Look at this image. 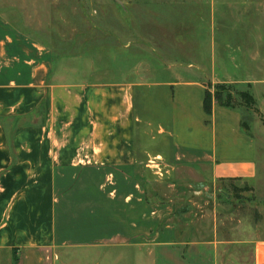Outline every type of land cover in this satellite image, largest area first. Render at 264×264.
I'll return each mask as SVG.
<instances>
[{
    "label": "crops",
    "instance_id": "obj_1",
    "mask_svg": "<svg viewBox=\"0 0 264 264\" xmlns=\"http://www.w3.org/2000/svg\"><path fill=\"white\" fill-rule=\"evenodd\" d=\"M6 11L0 9V264H62L64 251L107 246L117 253L111 264H219L227 250L216 239L179 243L175 260L136 256L143 245L139 169L145 181L162 171L174 180L197 172L207 182L254 174V139L241 126V111L214 100L210 114L203 110L213 75L198 63L139 58L131 43L59 57ZM257 104L264 112V96ZM162 234L166 248L170 229ZM248 237L231 247L264 264V239Z\"/></svg>",
    "mask_w": 264,
    "mask_h": 264
},
{
    "label": "rangeland",
    "instance_id": "obj_2",
    "mask_svg": "<svg viewBox=\"0 0 264 264\" xmlns=\"http://www.w3.org/2000/svg\"><path fill=\"white\" fill-rule=\"evenodd\" d=\"M120 1L122 6L114 0H0V9L48 42L59 57L131 43L139 58L198 63L213 75L206 79L212 93L219 85L230 87L232 102L254 139V174L248 180L207 182L197 172H179L180 179L174 180L162 171L145 181L139 169L138 241L143 245L136 256L139 262L175 260L179 243L216 239L227 250L219 252V264H251V253L231 246L247 239L243 230L251 232L250 240L264 239V112L257 104L264 96V83L258 82L264 80V0ZM242 91L253 103L240 97ZM166 228L171 245L163 248ZM116 255L109 246L77 248L59 259L62 264H111Z\"/></svg>",
    "mask_w": 264,
    "mask_h": 264
},
{
    "label": "trees",
    "instance_id": "obj_3",
    "mask_svg": "<svg viewBox=\"0 0 264 264\" xmlns=\"http://www.w3.org/2000/svg\"><path fill=\"white\" fill-rule=\"evenodd\" d=\"M224 94V95H223ZM240 97L248 104L253 103L252 96L247 92H240ZM216 101L219 105L235 108V105L232 102V90L222 85L217 86L214 93H212L209 89H206L203 98V110L206 114L211 113L212 109V101ZM241 126L244 130H247V125L244 122L241 123Z\"/></svg>",
    "mask_w": 264,
    "mask_h": 264
},
{
    "label": "water",
    "instance_id": "obj_4",
    "mask_svg": "<svg viewBox=\"0 0 264 264\" xmlns=\"http://www.w3.org/2000/svg\"><path fill=\"white\" fill-rule=\"evenodd\" d=\"M116 3H118L120 6H122V2L120 1V0H114ZM229 194H226V197H228L229 198Z\"/></svg>",
    "mask_w": 264,
    "mask_h": 264
}]
</instances>
